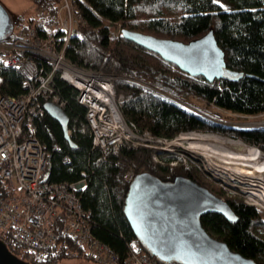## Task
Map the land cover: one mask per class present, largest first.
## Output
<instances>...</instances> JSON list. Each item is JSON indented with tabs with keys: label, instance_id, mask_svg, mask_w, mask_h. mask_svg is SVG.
Segmentation results:
<instances>
[{
	"label": "trees",
	"instance_id": "1",
	"mask_svg": "<svg viewBox=\"0 0 264 264\" xmlns=\"http://www.w3.org/2000/svg\"><path fill=\"white\" fill-rule=\"evenodd\" d=\"M226 1L227 8L213 0H72L75 26L65 46L64 59L79 70L108 76L115 95L121 96L118 104L123 120L139 132L167 140L180 132H213L264 150V126L242 128L222 124L218 111L216 118L210 119L203 114L205 111L200 113L202 109L195 102L200 100L207 107L243 116L264 113V0ZM32 2L43 20L52 24L60 0ZM37 15L12 17V33L25 30L32 21L40 27ZM121 30L183 43L211 30L223 53L224 69L235 75L224 74L210 82L188 75L123 39ZM53 31L60 40L62 34ZM37 33L44 36L41 31ZM22 77L19 69L0 63V93H21ZM51 86L68 118L69 139L74 148L64 141L59 126L44 112L40 113L34 120V134L46 151L40 181L85 180L79 199L88 211L91 235L107 245L119 263L126 258L128 243L135 239L123 215L128 185L125 175L129 169L133 175L147 172L165 183L182 176L219 197L216 191L220 190L203 180L192 162L182 164L177 153L133 148L126 142L107 151L93 147L85 120L86 108L77 102L75 89L57 75L52 77ZM224 201L235 220L228 222L218 214L206 213L199 217L201 226L229 249L255 264H264V236L257 234L264 235V217L239 197ZM6 247L29 264H56L73 258L92 261L74 239L63 234L51 247L32 257L18 245L7 243ZM141 252L148 255L142 248Z\"/></svg>",
	"mask_w": 264,
	"mask_h": 264
},
{
	"label": "built area",
	"instance_id": "2",
	"mask_svg": "<svg viewBox=\"0 0 264 264\" xmlns=\"http://www.w3.org/2000/svg\"><path fill=\"white\" fill-rule=\"evenodd\" d=\"M74 17L72 0H60L52 24L43 20L40 12L37 15L40 27H36L38 22L29 24L25 30L11 31L0 40V63L19 69L23 76L21 93H0V240L5 245L12 243L22 247L28 257H32L51 247L63 234L74 239L96 264H156L154 258L141 252L136 238L128 243L126 258L119 263L117 255L91 235L88 211L79 199L84 179L58 183L40 181L46 165V151L34 134V120L43 112L44 101L60 107L51 86L52 77L57 75L75 89L77 102L86 108L91 145L102 151L126 142L133 148L172 152L168 147L178 136L202 132H180L167 140L139 132L134 125L125 122L119 112L121 96L115 95L109 77L79 70L64 59V49L75 26ZM54 29L62 34L60 40ZM37 31L44 36L39 37ZM241 116L264 118V113ZM259 124L264 126V121ZM227 139L242 142L258 158H264V150L258 146L239 138ZM152 159L156 161L155 155ZM202 161L199 169L219 188L221 200L239 197L244 204L264 212V168L258 167L260 161L246 173L239 172L235 164L215 159L206 162L202 158ZM132 178L129 169L125 179L129 182Z\"/></svg>",
	"mask_w": 264,
	"mask_h": 264
},
{
	"label": "water",
	"instance_id": "3",
	"mask_svg": "<svg viewBox=\"0 0 264 264\" xmlns=\"http://www.w3.org/2000/svg\"><path fill=\"white\" fill-rule=\"evenodd\" d=\"M12 16L0 3V40L12 31ZM121 37L146 49L179 71L201 76L206 81L220 79L235 72L224 69V58L213 33L186 43L157 38L135 31L121 30ZM43 112L60 128L69 148L68 118L62 109L50 101L42 103ZM260 126L254 124L251 127ZM206 213L222 216L233 222L235 216L228 204L202 186L182 176L169 183L140 172L128 182L123 215L144 252L163 263L175 264H255L205 231L199 217ZM0 264H29L11 253L0 240Z\"/></svg>",
	"mask_w": 264,
	"mask_h": 264
},
{
	"label": "rangeland",
	"instance_id": "4",
	"mask_svg": "<svg viewBox=\"0 0 264 264\" xmlns=\"http://www.w3.org/2000/svg\"><path fill=\"white\" fill-rule=\"evenodd\" d=\"M226 2H227L226 0H218V2H216V3L219 4L220 6L224 7V8H227L224 6ZM0 3L7 9V11L11 14L12 17L21 16L22 18H26L28 16H34V15L40 13L36 9V7L33 5L32 0H0ZM30 24H36V22L32 21V22H30ZM195 102L200 106V109H202L201 110L202 112L200 111V113H203L205 111V113H203V114L206 115L207 117H209L210 119L215 117V113H216V111H218L222 115L221 118H219L220 123L228 125V126L249 128L251 126H254V124H257L259 122L264 121V118H262V117H256L254 119H248V118L242 117L241 115L230 113V112H227L224 110H216V108L211 107V106L207 107V105L203 101H200V100H196ZM227 117H229V118H227ZM215 118H213V119H215ZM259 125L262 126V124H259ZM223 136H226V135H223ZM227 137H229V136H227ZM174 146L175 145L173 143L168 148L171 149L173 153H177V155L180 158V162L182 164H187L188 162H192L199 169V164H201L200 161L201 162H203V161H202V158L198 154L190 152L189 150H187L186 149L187 145L184 143H181V146H178V145H176V147H174ZM196 159H199L200 161H198ZM199 174L203 180H207V182L209 184L211 183L214 186H216L212 181H210L209 179H207L203 175V173L200 171V169H199ZM215 191H216V189H215ZM216 193L220 198V196L222 194L220 192L218 193L217 191H216ZM260 214L264 217V212H260ZM257 234L260 236H264L261 232H257ZM56 264H96V263H94L93 261H90V260L73 258V259L61 260V261L57 262Z\"/></svg>",
	"mask_w": 264,
	"mask_h": 264
},
{
	"label": "bare ground",
	"instance_id": "5",
	"mask_svg": "<svg viewBox=\"0 0 264 264\" xmlns=\"http://www.w3.org/2000/svg\"><path fill=\"white\" fill-rule=\"evenodd\" d=\"M227 138L217 133H185L178 136L174 145L186 144L187 150L200 155L206 162L215 159L221 163L235 164L239 172L250 170L259 161L261 164L258 167L264 168V158H258L242 142Z\"/></svg>",
	"mask_w": 264,
	"mask_h": 264
},
{
	"label": "snow or ice",
	"instance_id": "6",
	"mask_svg": "<svg viewBox=\"0 0 264 264\" xmlns=\"http://www.w3.org/2000/svg\"><path fill=\"white\" fill-rule=\"evenodd\" d=\"M213 2L215 3V2H218V0H213Z\"/></svg>",
	"mask_w": 264,
	"mask_h": 264
}]
</instances>
